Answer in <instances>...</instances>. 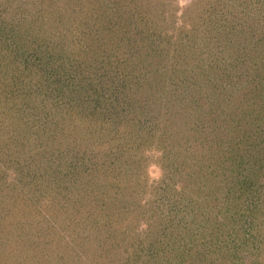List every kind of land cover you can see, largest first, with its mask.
I'll return each instance as SVG.
<instances>
[{
  "label": "trees",
  "instance_id": "1",
  "mask_svg": "<svg viewBox=\"0 0 264 264\" xmlns=\"http://www.w3.org/2000/svg\"><path fill=\"white\" fill-rule=\"evenodd\" d=\"M174 1L0 0V160L61 165L76 247L16 218L0 264H264V0Z\"/></svg>",
  "mask_w": 264,
  "mask_h": 264
},
{
  "label": "rangeland",
  "instance_id": "2",
  "mask_svg": "<svg viewBox=\"0 0 264 264\" xmlns=\"http://www.w3.org/2000/svg\"><path fill=\"white\" fill-rule=\"evenodd\" d=\"M194 1L195 0H175L174 7L178 11V15H180L185 9L191 6L194 3ZM196 1L197 2L199 1L200 3L201 0H196ZM0 153L3 154L1 151ZM33 155L35 158L33 160L32 159L28 160L27 158H29V155L27 154L25 158L26 161L24 162L19 160L13 163H9V162L4 163L0 160V238L4 239V241L0 240V261H2L1 257L2 258L5 257L6 253H8L10 249L9 248L10 246H8L9 244L5 242L7 237H9L10 239L16 238L13 234H8V231L10 229L13 230L12 225H13L14 219L16 218L26 219L20 222L22 223L21 230L26 231V228H28L27 230H29L30 235L32 234V236H35V239L36 237L40 238L41 234H43L42 231H44L45 229H47L48 231H51L50 234H48V236H45V235L42 236L43 243L47 242L48 244V245H45L47 246V248L45 247L47 250H44L45 248H43L44 252H46L43 254L44 255L48 254L47 256H45V258L51 257L50 260L52 259L53 261H55V259L57 260V256L59 255L60 251H63L61 249L67 248L68 250H71L72 245L75 244L72 238V234L70 235L71 233L70 228L74 229V226L72 224V226L69 228L63 225L62 223H60V221L65 218H62V215L58 211V210L63 211L62 208L58 209L57 205H51L54 201L58 202L57 200H53V195L52 196L46 195L43 198L40 196V203L36 201L34 203L33 199L32 201H28V198H30V194H31V190H29L30 187H32L33 185L36 187L37 185L43 192L44 191L47 192L46 185L50 183L51 185L55 184L56 183L55 180H61L62 175H64V173L61 172V168H60L61 165L56 163L55 159L54 160L51 159L48 153L46 154L44 152H36V153H33ZM1 171L6 172L5 176L1 174ZM148 172H149L151 181L158 180L162 173L160 167H158L157 165H151L149 167ZM36 181H37V184H35ZM61 197H60L61 200L65 198L63 196ZM31 202L36 204V206L41 209L40 213L36 217H34V214L26 215L27 214L26 211H23L24 206H30L33 208L34 204ZM47 205H49V208L47 207ZM21 214L26 215V216L22 217ZM65 214L66 216H69L68 212H66ZM85 226L86 224H82L75 228H77L78 233L81 234V236L85 240V241L83 240L85 243L84 248L90 249V250H87L88 252H91V249L99 248L98 240L100 242L103 241L104 243H106L107 246H109L110 244L109 237H112L114 234H111V233L107 234V237L105 236L104 238L101 232L93 231L95 235H93L92 239H90L88 238V235H89L88 232L90 230H88V226L87 228ZM92 229L95 230L93 226H92ZM130 229L127 228L128 231H130ZM4 230L6 231L7 234L4 233ZM115 231L117 233V238H120L121 235L123 236L124 234L128 233V232H125L124 234H122L121 231H123V229L122 230L120 229L119 231L117 230ZM48 238L52 240L49 242ZM106 238L108 240H106ZM54 239L58 241V244L56 246L54 245L55 248L52 247L54 243L53 241H55ZM12 241L13 240H11L10 244L12 243ZM50 244L52 246H50ZM121 244H122L121 248L123 249L124 242H120L119 245ZM2 246L4 248H2ZM39 247L40 249L42 248L41 245H39ZM73 248H76L75 245H73ZM59 249L60 251H58ZM115 249H117V246L115 247ZM41 255L39 254L40 258L43 257ZM66 255L68 254L67 253L63 254L64 258H62V262L63 261L65 262V260L67 259ZM104 255H105V252L103 251V254H102L103 257H101L102 260L104 259ZM97 256L98 255H96L95 252H93V253H90L89 255H86V254L82 255V258H84L83 260H85L84 262L87 264L88 263L97 264V263H94L93 261V258H97V261H98L99 256L98 257ZM113 259L114 257H112L111 260ZM119 259L120 258L117 257L116 261ZM7 260L9 261L10 259H7ZM71 264H75L73 259L71 261Z\"/></svg>",
  "mask_w": 264,
  "mask_h": 264
}]
</instances>
